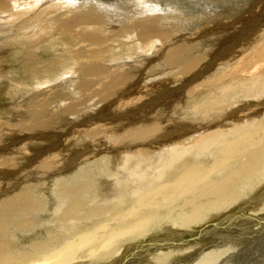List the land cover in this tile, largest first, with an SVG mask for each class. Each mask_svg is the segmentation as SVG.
I'll return each mask as SVG.
<instances>
[{"label": "bare ground", "instance_id": "bare-ground-1", "mask_svg": "<svg viewBox=\"0 0 264 264\" xmlns=\"http://www.w3.org/2000/svg\"><path fill=\"white\" fill-rule=\"evenodd\" d=\"M49 1L52 0H32V7L40 3V11L44 13L50 6ZM27 2L28 0H0V21L5 20L6 15L17 19ZM136 2L140 3L142 9L150 5L147 0ZM249 5L247 8L242 7V11L229 10L225 13L227 17H218L216 21L210 22L219 26L210 27L208 33L224 35L229 39L213 52L216 53L214 59L203 64L204 61L190 58L188 63L181 64L184 67L182 75L184 72H195L189 75V82L181 85L186 86L185 95L190 97L211 88H216L217 94L222 91L220 96L215 92L200 103L201 111L212 109L219 111L220 115L206 120L202 125L189 120L174 121L168 115L182 106V98L175 101L168 110L160 109L154 105L158 104L156 101L160 98L151 100L145 97L147 94L138 93L147 91L140 90L139 83L124 87L126 79H122L123 75L107 82L102 95L109 101L102 106L101 113L84 119L81 126L70 133L75 136H92V132L105 131L110 139V152L118 149L131 152L130 149L135 146L151 145L161 151L160 156L134 157L133 152L126 153L125 157L122 155L118 166L109 174L111 180L108 179V184H104L103 197L95 188L93 179H79L84 174H92L93 168L81 169L74 178H57L50 187L53 202L44 210L49 212L50 217L44 220L38 216V212L45 207L44 199L39 200L35 196L34 187H38V184L15 193L14 189L20 183L17 180L21 178L10 179L0 192L3 197L0 199V264L234 263L236 255L232 252L239 247L237 239L240 238L241 241V237L247 236L254 225L264 224V100H259L264 96V2L262 4V0H254ZM19 6L21 8L16 11ZM32 7L28 5L26 10ZM59 7L64 11V18L59 19V22L85 26L84 36L89 42L86 41V44L75 49L68 48L76 64L75 68L60 66L54 78L39 80L35 87L58 83V79L62 81L66 77V72H72L76 77V72H122L118 66L113 71L109 70L110 66H107V62V65L101 62L99 56L104 50L100 43L106 39L99 36L100 27L105 24L106 17H103L108 16L104 13L110 11L105 7L95 9L89 2L75 10L67 5ZM144 10L142 15L134 13L127 16V12L123 20L115 19L120 23L117 32L126 36L132 35L133 41L137 42L134 48L136 51L146 52L156 47L158 41L160 57H172L181 45H171L164 49L168 46H164L162 42L165 35L159 32L153 20L158 14L153 15L151 12V15ZM200 13L202 16L196 18L202 19L208 13L212 15V19L216 18V10L210 11L207 6L201 8ZM222 14L219 12V16ZM165 20L166 18L164 22ZM56 25L58 24L55 23ZM49 27L51 29L52 26ZM41 30L47 31V28H40L32 34L23 32L20 35L33 38L32 44L44 41L48 35L52 37V33H45L41 40L37 39ZM212 34L202 37L213 39ZM73 36L79 37L77 33ZM180 41L184 43V38ZM125 42L130 41L127 39ZM62 49L64 53L67 52L66 48ZM90 55H93L91 61H80L82 58L79 56L86 58ZM32 58L37 60L39 57L36 53H30L24 61L30 63ZM232 60L236 64L233 65ZM228 61L230 63L227 71L200 79L201 74L210 71L212 66ZM115 88L117 89L114 93L119 90L116 96L111 94ZM238 91L241 94L236 96ZM230 96L238 100L249 97L257 99V102L234 106L235 98L230 100ZM18 107L24 108V105L20 103ZM105 108L108 109L106 113ZM250 115H259V118L248 119ZM240 116H246L248 123L236 124L233 131L217 132L210 136L196 133L202 129H211L217 123H231ZM205 118L204 116L203 119ZM41 123L44 126L40 121L36 125L41 127ZM186 139L189 141L185 142ZM192 139H197L198 142L190 145ZM88 148L79 150L67 162L55 161V152L46 153L45 157L44 154H37L34 161L39 162L36 164L38 167L32 168L35 170L29 175L39 181L48 175L62 173L78 161L95 156L100 150L97 147ZM206 157L209 158L205 161ZM101 158L102 171L106 172L109 159L106 156ZM50 163L53 164L49 165ZM156 168L158 169L155 171ZM0 173L5 172L0 169ZM235 204L236 212L232 211ZM246 209L250 213H245ZM216 217L220 218L211 223ZM169 225L176 228L164 236H152L144 240L150 234L167 230ZM13 226L19 230L32 226L37 230L48 226L46 230L49 235L42 236L43 233H40V239L30 243L28 248L14 249L12 242L6 241V232ZM186 234L190 237L185 238ZM12 235L15 236L14 233ZM15 238L18 239L16 236ZM16 239L13 244L17 247ZM139 239L143 241L137 242ZM204 240L207 243L200 249L194 247L197 242ZM195 241L197 242L192 243ZM150 255L151 261L144 259Z\"/></svg>", "mask_w": 264, "mask_h": 264}, {"label": "rangeland", "instance_id": "rangeland-1", "mask_svg": "<svg viewBox=\"0 0 264 264\" xmlns=\"http://www.w3.org/2000/svg\"><path fill=\"white\" fill-rule=\"evenodd\" d=\"M147 1L150 2V5H148L147 8L144 7V10L136 0H52L49 1L50 6L45 9L43 13V11H40V3H36V5L32 7L34 2L28 0L29 3L27 2L25 7L20 10L21 15H19L17 19H11L6 15L5 20L0 21V169L5 172L0 173V192L8 185H6V183L15 177L21 178L17 180L20 181V183L19 186L14 189L15 193L25 191L27 187L30 189L38 184V187H34V191L36 189L37 192L35 191V196H38L37 199H44L43 204L45 207L41 212H38V216L43 218V220L50 217L48 214L49 212H45L44 210L47 209L46 207H48L50 202H53L50 187L57 178H74L78 172H81V169L93 168L92 174H88V176L84 174V176L79 179H82L80 181L93 179L95 181V188L99 191L101 197H103L104 184H108V179L111 180V175L109 174L118 166L117 163H119L122 155L125 157L126 153L132 154L133 152L135 154L134 157H138V155H147V157L160 156L161 151L151 145L135 146L130 149L131 152L122 149L110 152L108 150V148L111 147L110 139L105 131L92 132V136L84 134L75 136L70 133L71 130L79 128L84 119L97 116L101 113L100 109L109 101L102 93L106 89L105 84L110 80L118 78L119 75H123L122 79H126L124 87H128V85H132L135 82L139 83L138 87L141 88L140 90L145 89L147 91L138 93L147 94L145 97L151 100L160 98V100L156 101L158 104L154 103V105L160 109L168 110L175 101L182 98V106L177 108L174 113L168 115V118L174 121L189 120L201 124L206 122V120H212L214 117L216 118L220 115V112L216 110L209 109L204 112L200 109L202 100L215 93L216 88L204 89L203 92L196 93L190 97L184 94V87L186 86L183 85V87H181V85L185 82H189L190 76L195 72H184L182 75L184 67L181 64L188 63L189 60H191L190 58H194V60L200 62L204 61L203 64L210 59H214L213 56L216 53L213 52H216L218 48L229 39L224 35H213L212 33H208L210 27L218 28L219 26V24L213 25L210 22L216 21L218 17H227L225 13L229 10L242 11V7H249V4L254 0ZM88 2L91 3L95 9H103L105 7L110 11L104 13L108 16L103 17H106L104 19L105 24H101L100 27L101 32L99 36H104L106 39L100 43L104 50L98 55L101 57V62L104 64L107 62L108 65H105L110 66L111 69L109 70L113 71L116 68L115 66H118L121 67L122 72H101L98 74H81L82 72H76L78 77L74 76L72 72H66V77H63L62 81L58 79V83H50L35 87L36 82L39 80H51V78H54L57 75L56 73L60 70L58 69L60 66H70L71 69L76 67L72 54L68 52V48L75 49L82 46V44H86V41L89 42L88 38L84 36L86 33L85 26L78 25L79 23L59 22V19L64 18V11L59 5L71 6L75 10L76 8H81ZM263 2L264 0H262V4ZM28 5L32 7L30 10H26ZM205 6H207L210 11L216 10V14H214L216 18L212 19V15L209 13L205 16L203 15L202 19L196 18L202 16L200 13L201 8ZM172 7L174 8L171 9ZM20 8L19 6L15 10L19 11ZM135 8L140 12H137ZM153 8L155 9L152 10ZM142 10L148 14H151V12L153 15L158 14L154 16V18L156 17L155 19H152L155 20L159 32L165 35L162 42L164 46H168L164 47V49L171 45L172 47L181 45V48L172 57H160L159 53L161 50H159L160 43L158 41L156 47L146 50V52L136 51L134 48L137 42L136 40L133 41L131 38L132 35L126 36L123 33L120 34V32H117L120 23L116 20H123L127 12V16L129 14L134 15V13L142 15ZM24 11H27V13L24 14ZM219 12L223 14L219 16ZM168 17L170 18L168 19ZM22 18L25 19L22 20ZM165 18L169 21L165 20L164 22ZM55 23L58 24L56 25L58 27L55 26ZM167 24L168 26H166ZM50 25L53 28L51 27L50 29ZM43 27H46L47 31L41 30L36 38L41 40L45 36V33H52V37L48 35L44 41H38L36 44L31 43L33 38H30L28 35H20L23 32L32 34ZM74 33H77L79 37H74ZM205 34L208 36L212 34L214 40L206 37L203 38L202 36ZM183 38L184 43L180 41ZM127 39L130 42H125V44L124 41H127ZM62 48H66L67 52L64 53ZM205 51L207 52L205 53ZM30 53H36L39 58L37 60L32 58L30 63L24 61ZM79 57L82 58V60H80L81 62L84 60L82 63L93 59V55L87 56L86 58L82 56ZM176 57H178L177 62L175 61ZM232 62L233 65L236 64L234 60H232ZM229 63V61L217 63L211 67L210 71L203 72L200 79L203 80L227 71L229 69ZM116 89L117 88L111 93L114 94V96L119 93V90L114 93ZM221 93L222 91H218L216 95L220 96ZM240 94L241 92L238 91L236 96ZM114 96L112 98H114ZM230 97V100L235 98L234 96ZM234 100L236 103L234 102L233 105H242L243 103L253 104V102H257V99H251L249 97L243 100H238L237 98ZM259 100H264V96L259 98ZM20 103L24 105V108L18 107ZM150 104L153 105V103ZM193 108H195L194 111ZM106 111L108 112L107 108H105L104 112L106 113ZM145 115L146 114H144V116ZM204 116L206 117L205 119H203ZM256 117L259 118V115H250L247 118L256 119ZM39 121L43 122L44 126L42 123L41 127L40 125H36ZM247 123L246 116H240L231 123H227L226 121L217 123L211 129H202L196 133L203 136H210L217 132L221 133L227 130L233 131L236 124L242 125ZM192 140L193 142L190 145L198 142L197 139ZM186 141H189V139H186L185 142ZM96 147L100 150L97 151L95 156L93 155L88 160L78 161L72 166L73 168L70 167L62 173L48 175L39 181H36L32 175H29V173L35 170H32V168L38 167L37 165L39 162L34 161L37 154H44L43 157H45L46 153L55 152V161L67 162L70 160V157L76 156L79 150H83L84 148L96 149ZM103 156L109 159V167L106 169V172L102 171L101 157ZM208 158L209 157H206L205 161L208 160ZM39 160L40 158L37 159V161ZM51 164L53 163L49 165ZM29 165L30 168H27ZM157 169L158 168L154 170L156 171ZM23 173L25 175L27 173V175L23 176ZM215 177L217 178L218 176ZM28 178L30 179L28 180ZM134 183L139 184L138 182ZM129 197L131 199L133 198L132 196ZM2 198L1 195L0 199ZM233 207L232 211L235 210L234 212H236L237 204L233 205ZM244 212L250 213V210L246 209ZM218 218L216 217L210 222H216ZM47 227L48 226H42L40 229L36 230L32 226L24 230H19L16 226H13L11 229L8 228L6 232V241L10 240L7 242H12L14 249L28 248L30 243L40 239V233H43L42 236L49 235L46 230ZM253 227V229H250V233L247 236L241 237V241L240 238L237 239L238 242L236 243L239 244V247L235 252H232V254L234 253V255H236L233 264H264V224L260 226L254 225ZM168 228L165 231H160L158 234H150L143 239L147 240L148 237L150 238L152 236H164L166 235L165 233L170 232V230L176 227L169 225ZM12 233H14L18 239H16ZM188 237H190V235L186 234L185 238ZM15 239L18 240L17 247L16 244H13ZM143 239H139L137 242H141ZM196 242L197 241L192 243ZM205 242L206 240L197 242L196 246L193 244L191 245L200 249L205 245ZM144 259L151 261L152 255L148 256V258L144 257Z\"/></svg>", "mask_w": 264, "mask_h": 264}]
</instances>
